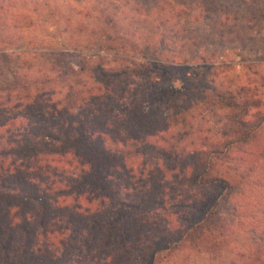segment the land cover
<instances>
[{
  "label": "rangeland",
  "instance_id": "1",
  "mask_svg": "<svg viewBox=\"0 0 264 264\" xmlns=\"http://www.w3.org/2000/svg\"><path fill=\"white\" fill-rule=\"evenodd\" d=\"M98 64L103 70L147 65L158 85L200 81L230 92L241 86L247 97L261 100L248 113L264 115V0H0V88L23 92L26 85L45 99L69 90L93 93ZM142 85L130 78L108 100L138 98ZM215 92L206 88L187 108L173 93L162 102L185 146L220 142L199 156L230 186L214 206L224 228L203 239L207 251L204 245L171 248L168 237L176 236L149 226L151 218L185 225L194 213L192 197L201 189L184 181L187 169L178 163L169 170V158L130 155L135 170H156V181L142 193L161 199L117 196L100 214L79 218L73 231L42 234V243L57 236L63 244L35 257L4 248L7 234L0 230V264H229L264 244V158L252 156L253 146H243L247 153H239L241 145L227 146L235 138L227 120L233 109ZM259 131L264 135V125Z\"/></svg>",
  "mask_w": 264,
  "mask_h": 264
},
{
  "label": "trees",
  "instance_id": "2",
  "mask_svg": "<svg viewBox=\"0 0 264 264\" xmlns=\"http://www.w3.org/2000/svg\"><path fill=\"white\" fill-rule=\"evenodd\" d=\"M148 69L147 65L137 64L103 70L98 64L92 70L96 90L92 93L89 89V96L80 89L69 90L58 99H45L26 85L23 92L0 88V230L7 234L4 248L13 247L12 253L18 251L22 258L25 254L35 257L33 253H42L39 250L63 244L57 236L42 243V234L50 232L61 237L69 233V228L73 231L79 218L100 214L117 196L143 194L141 198L151 197L150 201L161 199L142 193L146 183L156 181V170L137 171L127 161L130 155H142L171 159L173 162L167 165L171 171L179 163L187 169L184 181L191 188L201 189L199 197H192L197 200L187 225L167 221L159 224L151 218V230L173 233L176 237L167 240L171 248L204 245L207 251L203 239L224 228L215 217L214 206L230 186L208 170L211 165L201 162L200 157L215 151L214 146L217 149L220 142L203 140L185 146L181 135H175L177 131L170 124L173 116L165 113L162 102L173 93L180 99V107L187 108L206 88L216 91V97L233 109L227 120L230 135L235 138L227 146L241 145L239 153L249 151L244 145L253 146L252 156L264 158V135L257 134L264 125V115L248 113L258 109L261 100L247 97L241 86L230 92L200 81L158 85L149 78ZM135 77L143 81L138 98L108 100L120 83ZM14 110L18 112L14 114ZM62 115L67 116L66 120ZM64 124L66 128L62 129ZM256 136L259 139L253 140ZM176 181L172 179V183ZM229 264H264V244L246 255L240 253Z\"/></svg>",
  "mask_w": 264,
  "mask_h": 264
}]
</instances>
